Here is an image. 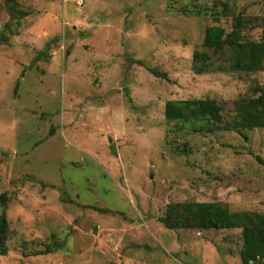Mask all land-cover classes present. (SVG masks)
<instances>
[{"label": "rangeland", "instance_id": "374dc122", "mask_svg": "<svg viewBox=\"0 0 264 264\" xmlns=\"http://www.w3.org/2000/svg\"><path fill=\"white\" fill-rule=\"evenodd\" d=\"M236 24L264 41V0H0V264H241V228L160 220L188 201L264 214V128L236 117L264 67L203 47L208 26ZM192 98L240 132L166 119Z\"/></svg>", "mask_w": 264, "mask_h": 264}, {"label": "trees", "instance_id": "16d2710c", "mask_svg": "<svg viewBox=\"0 0 264 264\" xmlns=\"http://www.w3.org/2000/svg\"><path fill=\"white\" fill-rule=\"evenodd\" d=\"M47 48L43 51L45 52ZM203 47L224 53L228 47L235 52L233 68L238 71L255 72L264 67V41L244 39L239 24L230 32L220 26H208L205 30ZM42 53V52H41ZM40 57H36L38 60ZM210 55L205 51H195L194 61L196 73H204ZM151 70V69H150ZM152 72L165 76L152 69ZM257 96L240 98L236 101V117L239 124L246 129L264 128V87L256 85ZM165 117L168 121L194 126L195 131L214 132L224 128L240 129L230 122H225L221 114V106L215 99L192 98L169 100L165 105ZM181 125V124H180ZM7 193L0 194V255H7L9 247L7 234L9 220L6 213L8 205ZM161 222L169 229H231L241 228L243 247L241 264H264V214L253 211H232L221 203L214 201H188L168 205ZM261 262V263H260Z\"/></svg>", "mask_w": 264, "mask_h": 264}]
</instances>
